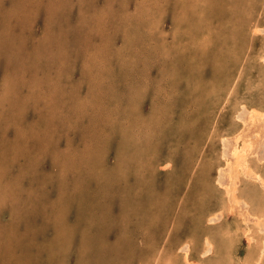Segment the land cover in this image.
Segmentation results:
<instances>
[{
  "label": "rangeland",
  "instance_id": "1",
  "mask_svg": "<svg viewBox=\"0 0 264 264\" xmlns=\"http://www.w3.org/2000/svg\"><path fill=\"white\" fill-rule=\"evenodd\" d=\"M254 108L264 0H0V264H264Z\"/></svg>",
  "mask_w": 264,
  "mask_h": 264
},
{
  "label": "bare ground",
  "instance_id": "2",
  "mask_svg": "<svg viewBox=\"0 0 264 264\" xmlns=\"http://www.w3.org/2000/svg\"><path fill=\"white\" fill-rule=\"evenodd\" d=\"M250 37V36H249ZM51 58V57H50ZM242 107V106H241ZM244 107V106H243ZM245 108V107H244ZM250 114H249V118H250V123L252 122V123H256V121L257 120H259V122H260V120L262 121V126H260V127H262V130L261 131H263V135H264V112L263 111H258V110H256L255 108L254 109H251L250 111ZM246 116V115H245ZM251 123V124H252ZM259 126V125H258ZM259 128V127H258ZM258 134V133H257ZM238 141H239V137H238V135L237 136H235V143L233 144V147L231 148V151L229 152L230 154H231V157H232V159H231V161H228V160H226V168H227V173H228V178H229V185H228V187H226L225 188V191H226V194H227V204H225L226 205V207H227V209H232L233 207H234V205L236 204V203H238L239 201H243L245 204H247L248 205V203H247V194L249 193V190H248V193H246V191H245V193H244V191L242 192V190H240V186H238V181L240 182V177H239V175L240 174H242V175H244V177H246L245 179H248V184L251 186V187H253L251 184H254V182H257L259 185H260V187L261 188H263L264 189V175H263V173H262V171L261 170H259L260 168H258V166H256L255 165V163L253 164L252 162V160H250L249 158H248V153L246 152V151H248L249 152V150H250V146H251V144H249L248 142H244V143H241V144H238ZM254 149V148H253ZM255 151V150H254ZM256 152V151H255ZM262 161V160H261ZM219 168V167H218ZM263 168V167H262ZM246 184V183H245ZM244 184V185H245ZM249 186V187H250ZM246 188H248V187H246ZM259 188V187H258ZM243 189H244V187H243ZM255 189V188H254ZM251 190L252 189H250V192H251ZM253 193V192H252ZM249 194H251V193H249ZM248 194V195H249ZM256 194V193H255ZM252 195H254V194H252ZM250 196V195H249ZM234 202V203H233ZM223 206V205H222ZM249 206V205H248ZM247 207V206H246ZM255 209H252V211H250L251 212V214H252V216H254L252 219L255 221V223L254 224H256V226H259V225H261V224H264V219H263V217H264V202H256V204H255ZM219 209V211H220V213L224 210V208H218ZM228 210V211H229ZM251 210V209H250ZM215 212V211H214ZM211 213L210 215H209V219H207L206 218V220H209V222H212V217H210L211 215H213V214H215V213ZM249 212V213H250ZM248 213V212H247ZM220 215V214H219ZM243 216V215H242ZM217 217V216H216ZM203 218H204V215H203ZM242 218V217H241ZM250 218V217H249ZM214 219V218H213ZM242 221H244V224H245V227H244V229H243V233L246 235V237H247V241H248V243H249V241L252 239V236L251 235H249L250 234V229H251V227H250V225L249 226H247V222L248 221H250V220H248L246 217H243L242 218ZM226 228H227V226H225ZM207 228V227H206ZM210 228V227H209ZM229 228V227H228ZM213 229V228H212ZM221 229H223V228H221ZM238 229H239V227H238ZM241 229V228H240ZM239 229V230H240ZM263 229V228H262ZM207 230H210V229H208L207 228ZM206 230V231H207ZM230 230H231V228H230ZM236 230V229H235ZM221 231H223V230H221ZM233 231V230H232ZM263 231V230H262ZM229 232V231H228ZM236 233H237V231H235ZM192 233V232H191ZM191 233H189L190 235H191ZM207 233V232H206ZM209 233H210V231H209ZM222 233V232H221ZM233 233V232H232ZM258 233V232H257ZM222 234H224V232L222 233ZM229 234H231V231L229 232ZM253 234V233H252ZM192 235H194L193 233H192ZM191 235V236H192ZM208 235H211V234H208ZM231 235H233V234H231ZM262 235V234H261ZM210 237H212V236H210ZM232 237H234V236H232ZM263 237V236H262ZM262 237H260V238H262ZM189 238V237H188ZM192 238V237H191ZM227 238V237H226ZM259 238V239H260ZM212 239V238H211ZM211 239L206 235L205 237H204V240H203V248H202V250H201V252H200V255H205V254H207V253H211V254H213L212 253V251H213V243H212V241H211ZM264 239V238H263ZM192 240V239H191ZM213 240V239H212ZM224 240H226V239H224ZM256 240V239H255ZM260 240H262V239H260ZM183 241V240H182ZM188 242H190V240H188ZM214 242V241H213ZM227 242V241H226ZM261 243H262V245L264 246V241H260ZM181 243V242H180ZM191 243H193V241L191 242ZM254 243H255V241H254ZM258 243H259V241H258ZM186 244V245H185ZM185 244H183V245H181L182 246V248H181V246L178 248L179 250H181V249H184L185 251H184V257H183V259H184V261L185 262H188V250H189V245L185 242ZM226 244H229V247H230V245H231V242L230 243H226ZM250 244H252V243H250ZM215 246H216V243L214 244ZM257 245V244H256ZM186 246H188L187 247V249H186ZM201 246V247H202ZM252 246V245H251ZM259 247L258 248H261L262 246L261 245H258ZM218 247V246H217ZM255 248H257V247H255ZM254 248V249H255ZM215 249H218V248H215ZM228 249V248H227ZM229 250H230V248H229ZM257 250V249H256ZM178 251V250H177ZM187 251V252H186ZM220 251V250H219ZM186 252V253H185ZM224 252H226V251H224ZM228 252V251H227ZM262 252V251H261ZM229 253H230V251H229ZM254 253H256V257H259V258H257V259H254V263L255 264H259V260H260V258H261V256H260V252H259V249L257 250V252L255 251ZM264 253V252H263ZM218 254V253H217ZM227 254V253H226ZM216 256H218V255H216ZM226 256H228V255H226ZM263 256V255H262ZM154 257V256H153ZM203 257V256H202ZM255 257V258H256ZM218 258V257H217ZM198 259V258H197ZM204 259V258H203ZM231 259V258H230ZM229 259V260H230ZM259 259V260H258ZM170 260V259H169ZM194 260V259H193ZM262 260V259H261ZM260 260V261H261ZM173 261V263H174V259L172 260ZM196 260H195V262H192V263H187V264H196ZM219 262V261H218ZM217 262V263H218ZM176 263H178V262H176ZM230 263V262H229ZM262 263V262H261ZM199 264V263H198ZM205 264H207V263H205ZM214 264H216V261H215V263ZM218 264H220V263H218ZM222 264V263H221Z\"/></svg>",
  "mask_w": 264,
  "mask_h": 264
}]
</instances>
